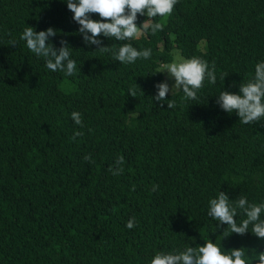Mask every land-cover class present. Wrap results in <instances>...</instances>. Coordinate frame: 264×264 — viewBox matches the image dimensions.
<instances>
[{
    "label": "trees",
    "instance_id": "trees-1",
    "mask_svg": "<svg viewBox=\"0 0 264 264\" xmlns=\"http://www.w3.org/2000/svg\"><path fill=\"white\" fill-rule=\"evenodd\" d=\"M72 15L62 0H0V264H150L158 251L208 239L264 251V240L225 238L207 216L220 191L264 202V121L242 124L216 104L264 61V0H179L163 31L128 41L152 49L131 65L85 45ZM27 26L56 29L57 48L68 41L75 75L48 70L26 48ZM172 48L215 62L217 81H205L196 100L169 92L177 107L168 109L151 97ZM74 131L84 135L70 142ZM121 155L124 173L113 176Z\"/></svg>",
    "mask_w": 264,
    "mask_h": 264
},
{
    "label": "clouds",
    "instance_id": "clouds-1",
    "mask_svg": "<svg viewBox=\"0 0 264 264\" xmlns=\"http://www.w3.org/2000/svg\"><path fill=\"white\" fill-rule=\"evenodd\" d=\"M67 9L73 14L72 20L79 26L85 45L96 46L95 51L100 54H110L114 61L122 65H131L139 60H148L152 57L151 48L138 50L128 41L141 36L157 35L164 30L166 20L171 17L179 0H62ZM98 16V19H93ZM138 17H146L141 24H137ZM159 17V21L156 19ZM57 35V30L48 27L37 32L33 27L24 28L19 39L26 42V48L37 58H43L45 67L52 72H63L66 77L75 75L76 62L71 58L70 45L67 40H60L61 47L57 48L49 42L50 37ZM122 42L120 46L110 47L101 39ZM10 46H16L17 41H8ZM166 80L154 85L156 93L151 97L163 107L165 101L168 109H175L174 99H166L173 89L181 90V100L198 99V92L204 87L205 81L215 84L217 81L215 62L209 65L208 61L200 57H192L182 61L172 62L162 66ZM227 73H221L225 80ZM174 83L170 86L168 81ZM137 85V84H136ZM140 88V87H139ZM127 95L137 97L136 87L128 89ZM216 104L226 113H235L242 124H255L264 121V61L255 65V72L251 79L239 84V93L223 90L216 96ZM71 119L80 128L84 127L80 112H72ZM89 131H92L89 129ZM84 135L81 131H74L69 138L75 142L77 137ZM84 161L94 163L91 155H85ZM124 157L118 156L108 171L113 176L124 173ZM159 185H153L155 192ZM135 190V185L131 188ZM207 216L216 224V230L222 229L225 238L237 234L244 236L253 234L257 239L264 240V202L249 203L246 196L234 201L224 192L211 198L208 202ZM242 216L240 223L237 217ZM136 226L135 217L130 218L126 227ZM226 226V227H224ZM251 226V231L249 228ZM150 264H264V251L256 249L222 248L211 239L204 241L198 247L185 245L183 249L174 248L172 251H158L151 258Z\"/></svg>",
    "mask_w": 264,
    "mask_h": 264
},
{
    "label": "rangeland",
    "instance_id": "rangeland-1",
    "mask_svg": "<svg viewBox=\"0 0 264 264\" xmlns=\"http://www.w3.org/2000/svg\"><path fill=\"white\" fill-rule=\"evenodd\" d=\"M171 56H172L171 61L168 62V63H166V64H170V63H172V62H177V61H182V60L187 59V58H185V57H183V56L180 55V53H179V51H178L177 48H172V49H171ZM164 65H165V64H164ZM162 66H163V65H162ZM162 66L159 67V70H160V71H162ZM160 73H161V82H163V81L166 80L167 77H166V74H165V73H163V72H160ZM168 83H169V85L171 86V85L174 83V81L169 80ZM174 90H175V89H173V91H174Z\"/></svg>",
    "mask_w": 264,
    "mask_h": 264
}]
</instances>
